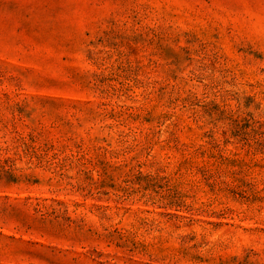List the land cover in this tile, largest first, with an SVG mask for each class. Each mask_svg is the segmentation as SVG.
Returning <instances> with one entry per match:
<instances>
[{"label":"rangeland","instance_id":"rangeland-1","mask_svg":"<svg viewBox=\"0 0 264 264\" xmlns=\"http://www.w3.org/2000/svg\"><path fill=\"white\" fill-rule=\"evenodd\" d=\"M0 264H264V0H0Z\"/></svg>","mask_w":264,"mask_h":264}]
</instances>
